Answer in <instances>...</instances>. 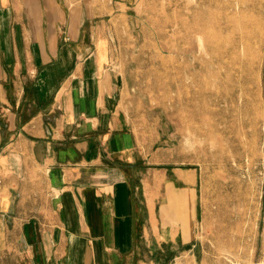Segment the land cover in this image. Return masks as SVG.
Instances as JSON below:
<instances>
[{
  "label": "crops",
  "instance_id": "obj_1",
  "mask_svg": "<svg viewBox=\"0 0 264 264\" xmlns=\"http://www.w3.org/2000/svg\"><path fill=\"white\" fill-rule=\"evenodd\" d=\"M0 0V264H199L194 170L120 109V6Z\"/></svg>",
  "mask_w": 264,
  "mask_h": 264
},
{
  "label": "rangeland",
  "instance_id": "obj_2",
  "mask_svg": "<svg viewBox=\"0 0 264 264\" xmlns=\"http://www.w3.org/2000/svg\"><path fill=\"white\" fill-rule=\"evenodd\" d=\"M133 1L120 109L142 157L197 173L199 264H264V0Z\"/></svg>",
  "mask_w": 264,
  "mask_h": 264
},
{
  "label": "bare ground",
  "instance_id": "obj_3",
  "mask_svg": "<svg viewBox=\"0 0 264 264\" xmlns=\"http://www.w3.org/2000/svg\"><path fill=\"white\" fill-rule=\"evenodd\" d=\"M199 37V36H198ZM205 49V48H204Z\"/></svg>",
  "mask_w": 264,
  "mask_h": 264
}]
</instances>
